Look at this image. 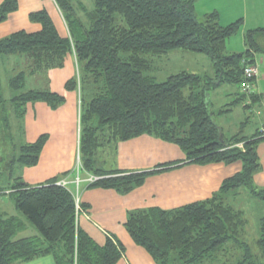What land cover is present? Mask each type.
<instances>
[{
    "label": "trees",
    "instance_id": "obj_1",
    "mask_svg": "<svg viewBox=\"0 0 264 264\" xmlns=\"http://www.w3.org/2000/svg\"><path fill=\"white\" fill-rule=\"evenodd\" d=\"M53 1L68 36L59 34L47 11L40 10L29 15L39 30H20L0 39V59L14 58L21 64L12 70L6 96L0 83V113L6 125L7 112L23 122L29 105L44 103L55 110L65 103L63 95L25 86L48 72L64 70L74 55L78 73L73 64L64 88L79 91L80 164L86 173L99 178L90 188L125 195L157 172L123 174L98 168L100 148L143 135L178 147L185 164H242V171L225 179L207 200L171 210L133 211L124 228L134 244L156 264H222L220 259L230 254L228 246L235 249L237 264H264V216L254 246L248 245L243 241L248 224L244 213L224 201L229 191L244 187L264 204V189L252 187V175L259 167L256 146L264 136L258 132L251 139H225L213 121L209 101L211 89L230 84L239 91L235 93L238 102L239 95L244 102H264V94L241 89L243 83L252 82L244 77L242 61L254 65L257 56H264V28L244 33L243 52L226 54V42L238 32L242 20L221 26L218 13L211 12L200 22L193 7L198 0H93L90 11L78 0ZM18 7V0H3L0 24ZM117 16L123 24L117 23ZM173 50L206 55L212 73L183 71L164 82L146 75L147 57L165 56ZM84 87L94 92L89 102L83 98ZM47 139L43 134L20 146L9 166H35ZM237 143L243 144L242 150L235 147ZM174 164L156 170L175 168ZM69 174L37 187L15 179L14 185L0 189V196L8 192L16 210L38 232V236L17 238L25 228L20 216L0 213V264H21L45 256L53 257L55 264L119 262L124 249L118 240L106 235L99 244L80 228L72 194L56 185Z\"/></svg>",
    "mask_w": 264,
    "mask_h": 264
},
{
    "label": "rangeland",
    "instance_id": "obj_2",
    "mask_svg": "<svg viewBox=\"0 0 264 264\" xmlns=\"http://www.w3.org/2000/svg\"><path fill=\"white\" fill-rule=\"evenodd\" d=\"M80 1L84 4V6L87 8L88 11L93 9L94 7L93 0H80ZM212 3L210 4L212 5ZM44 4L46 5V3L43 2L42 0L22 1L20 4V8L9 17L7 22L5 21L6 23L3 26H0V39L9 36L11 33L18 30L32 31L34 29L33 26L34 23L32 24L28 20V15L42 8H46L44 7ZM203 6H204L203 4H198V3L193 5L195 12L198 15V20L200 22L204 21L203 15L206 12L205 10L207 9L204 8ZM214 6L218 8V5H214ZM247 7L248 10H245V13L240 15L239 19L242 20V23L238 32L231 37V39L233 40L227 42L226 54L240 53V51L242 52L243 49L241 48V41L239 42V37L241 36V32L246 33V31L248 30H253L256 28H264V8L263 10H261L262 12L260 13V11L258 10L259 8L257 9L255 0H247ZM220 8L222 11L223 5H221ZM208 10H209L208 13L215 12L213 11L214 10L213 7L212 9L208 8ZM224 12L225 11H222V17H221L222 21H223ZM50 14L52 15L51 11ZM260 15L261 17H259ZM82 17L84 18L83 15ZM239 19H236L232 22L230 21V23H226V25L236 22ZM117 23L123 24L119 16H117ZM197 57H202V59L208 58L204 54L188 53L180 50H173L169 52L167 55L161 57H151V58L147 57L146 59L149 60L150 67L149 70L146 72V75L153 77L156 82H164L169 76L177 74L179 72H183V70L191 74H195V73L200 74V72L204 74L207 72V66L203 63L202 60H200ZM259 57L261 58L263 57L264 59V56H259ZM16 61L17 60L14 58H11L9 60L4 59V61L0 59L1 92L4 93L5 96L7 94L8 80L10 77L13 76L12 70L13 69L18 70V67L21 65L18 64ZM72 62L76 67L75 71H77L78 73V67L74 55ZM257 66L259 70V65L257 64ZM260 67L264 68L263 65H261ZM53 85L54 82L52 81V83H50L49 80H47V76H46L45 78L39 77L37 79L30 80V82L26 84L25 89H27L28 87L32 89L33 88L49 89V87ZM216 90H217L216 92H214V90L212 89L209 91L211 112L213 114L214 123L221 129L222 135L225 139H230L231 137L234 136H237L238 138L243 137V138L251 139L253 136H255L256 133L258 134V132L260 133V135L262 133V135L264 136L263 107L261 110H259V108L256 107L258 104L253 103L251 99H248L246 102L244 101L238 102L236 100L235 92H239V91L236 87L230 84H221L220 87ZM76 92L78 96L77 99L78 129L76 131V136H75L74 121L68 118L62 119L61 117L60 118L57 117L54 120H52L51 123H49V127L39 124L37 121V123H33L30 127H27L26 129L24 122H21L20 119H15L10 114V112H7V114L5 115L6 117L8 116V123L6 125V123L2 120L4 115L0 113V189L4 190L10 187L11 185H14L15 179H20V181L25 183L27 186L37 187L41 184L46 183L47 182L46 178H48L49 176L60 178L63 174H66L67 172L62 174L61 170L69 165L71 170L70 173L72 175L71 178L72 181L74 176L76 175L75 169L78 167L82 169L79 159V153H78L80 129H81V126L79 125L80 102H79V91L77 90ZM93 94L94 92L89 90L87 87L83 88V98L86 102H89L93 98ZM230 94L231 96H229ZM238 97L241 98L240 100H244V96L239 95ZM64 109L65 108L63 107L62 104L61 112H64L65 111ZM35 113L38 119L39 112L37 109L35 110ZM43 133L49 134L48 137L49 139L47 142L51 140V146H49L48 150L45 152L44 155L43 154L39 155V159L40 157L41 159L35 166L29 167L19 164L9 166L11 158L13 156H17L18 154L17 149L20 146L33 142L37 138V136ZM74 138H76L77 140L76 152L74 151L73 148L74 140H75ZM110 145H114V144H110ZM262 145H264V140L259 141L256 146L259 167L252 175V187L255 188L256 190L264 189V166L261 164L262 161L260 159V156H262V153L260 151ZM235 147L237 149L242 150L243 144L237 143ZM101 150L102 148H100L97 153H99V151ZM97 160H98V168H102L104 170V166H102V164L100 165V162L104 160L100 154H97ZM106 160L108 161V157L106 158ZM175 164H177L176 166H181L185 163L177 162ZM222 165L227 166L226 170L230 171L231 173L236 172L237 174L242 171V164L240 162L232 163L230 165H226V164H222ZM234 168H236L235 171ZM156 169L154 171L157 172L164 171V169L161 170H156ZM112 171H119V170L114 169ZM78 172H79V177L84 180H86L89 176H92L90 174L86 175L87 173H85L83 169L79 170ZM119 172L122 173L121 171ZM233 174L235 175V173ZM85 183L84 182L80 183L78 189H76L75 185L73 184H70L68 186V191L73 195L75 194V196L78 198V203L76 205L74 202L75 213L78 219H80V215L83 212L87 211L88 208V205L83 204L81 202V193L85 187ZM90 184H87V188H90ZM7 194L8 192L0 196V213L5 214L7 216L17 217L19 215L23 217L16 210L13 200ZM224 201L235 210H239L244 213V217L246 218L248 224L245 229L246 230L245 234L243 235V241L248 245L254 246L255 240L257 239L258 236L259 221L264 216V204L261 201H259L257 198L249 194V191L244 187L238 188L237 190L229 191L227 194L224 195ZM76 206L78 207L77 209ZM105 228H106L105 230H107L108 232H110V234H112V235L110 234L108 235L117 239L123 246L124 254L122 258L124 257V255L127 256V260L129 259V262L131 263L133 260L135 250H132L130 246L129 243L130 237H128L129 235L126 232L124 225L122 228L123 230H121L120 227H105ZM25 233L27 234L28 232ZM132 243L133 245H135L133 241ZM227 248L229 249L230 254L226 255V257L223 258L220 257L221 259L219 258L220 259L219 263L222 262V264H237L235 261L236 255L234 254L235 249L232 250L231 248H229V246Z\"/></svg>",
    "mask_w": 264,
    "mask_h": 264
},
{
    "label": "crops",
    "instance_id": "obj_3",
    "mask_svg": "<svg viewBox=\"0 0 264 264\" xmlns=\"http://www.w3.org/2000/svg\"><path fill=\"white\" fill-rule=\"evenodd\" d=\"M2 1L3 0H0V4L2 3ZM22 1L24 0H18V9L20 8V4ZM42 1L46 3V5L44 4V7L46 8H42L40 10L47 11L59 34L68 36L67 27L61 17L59 9L55 6L54 1ZM78 1L81 2L80 0ZM196 3L203 4V7L207 8L204 14L208 13V8L212 9L213 7V11L217 12L219 15V24L221 26H226V23H230V21L232 22L236 19H239L240 15L244 14L245 10H248L247 0H198ZM210 3H212V5ZM255 3L257 5V9L259 8L258 10L261 13V10H263L264 8L262 1L255 0ZM214 5H218V8H216V6ZM221 5H223L222 11H225L223 13L224 22L221 20ZM50 11L52 15L50 14ZM11 15H9V17ZM259 17H261V15ZM8 19L6 20V22L8 21ZM6 22L0 24V26H3ZM33 26L34 29L32 31H24L36 32L37 30H39V26L37 24H33ZM243 35L244 33L241 32V36L239 37V42L241 41V48L243 49L242 52L244 51ZM230 40L233 39L230 38L227 40V42ZM197 58L202 60L203 63L207 66V72L204 74L209 75L210 73H212V65L210 59H202V57ZM255 61L256 64L259 65L260 71L259 77L257 78L254 84V93L256 95H262L264 94V68L260 66H264V59L263 57L261 58L257 56ZM73 67L74 65L71 59L67 62V65L64 70L48 72L47 80H49L50 83H52L53 81L54 85L49 87V89H40L63 95L66 99L65 103L63 104L65 111L61 112L62 106L61 108L59 107L55 110H52L44 103H36L34 105H29L27 107V111L23 121L26 129L27 127H30L33 123H37V121L39 124L49 127V123H51L52 120L57 117H61L62 119L68 118L74 121L76 136V131L78 129L77 92H67L63 86L69 76L72 75ZM183 71L186 72L185 70ZM195 74L203 75L202 72H200V74ZM216 91L217 90H215L214 92ZM229 96H231V94ZM257 104L258 105L256 107H258L259 110H261L262 107L264 108L263 101ZM36 109L39 112L38 119L35 113ZM46 135L49 137V134ZM39 136H37V138ZM74 139L75 140L73 148L76 152L77 140L76 138ZM46 143L44 145L45 148L43 147L44 150L42 149L40 154H45L49 146H51V140ZM260 151L262 153V156H260L259 154L260 159L262 161L261 164L264 166V145L261 146ZM98 154H100L101 157L104 159L102 162H100V165L102 164V166H104L105 171H108V169L109 171L115 169L126 174L154 171L157 167L161 165L177 163L185 159L184 154L175 145L165 143L163 141L146 135L128 140L126 142H121L116 145H106L102 147V150L99 151ZM107 157L108 161L106 160ZM40 159L38 160V162L40 161ZM226 167L227 166L222 164H183L175 168H170L161 172H155L149 175L146 178L143 186L125 195L114 190H103L97 188L90 189L87 188L88 183L84 182L85 187L81 193V202L83 204L88 205V208L87 211L83 212L80 215L79 226L95 242L101 244L105 236L110 234V232L105 230V227H120V229L123 230V225L128 219V216L135 210H141L146 208L171 210L184 205L197 203L209 199L219 190L221 183L225 179L232 177L234 175L233 173L236 174V172L231 173L230 171L226 170ZM235 170L236 168H234V171ZM70 171L71 170L69 165L62 169L61 173H68ZM86 175H88V173ZM52 178L55 177L49 176L48 178H46V181H49ZM64 178L67 181H71V173ZM19 219L23 221L25 228L18 234L17 238L38 236V232L35 231V229L26 221L24 217L20 216ZM25 232L28 233L26 234ZM129 240L132 250H135L133 260L131 262L132 264H156L143 249L133 245L130 238ZM131 263L129 262V259L127 260V256L124 255V257L121 258L117 264ZM21 264H55V261L53 257L45 256Z\"/></svg>",
    "mask_w": 264,
    "mask_h": 264
},
{
    "label": "built area",
    "instance_id": "obj_4",
    "mask_svg": "<svg viewBox=\"0 0 264 264\" xmlns=\"http://www.w3.org/2000/svg\"><path fill=\"white\" fill-rule=\"evenodd\" d=\"M242 64L244 66V77L247 79V80H251L252 82H245L242 84L241 86V89L243 92H246V93H251L252 90L254 89V84H255V81L257 80V78L259 77V70H258V66L257 64H254V65H246V62L245 61H242ZM79 161V160H77ZM83 169V168H82ZM81 168H76V175L74 176L73 180L72 181H67L66 179H62L61 181H59L58 183H56L57 186H60V187H63L65 189L68 190V186L70 184H73L75 185L76 189H78L80 183L82 182H87L88 184L90 183H93L94 181H97L99 178L97 177H94V176H89L86 180L84 179H81L79 177V170H82ZM78 192V191H77ZM72 197H73V200H75V205L78 203V198L75 196V194L73 195L72 194ZM78 207L76 206V209Z\"/></svg>",
    "mask_w": 264,
    "mask_h": 264
}]
</instances>
